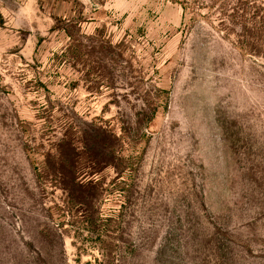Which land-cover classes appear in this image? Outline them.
<instances>
[{"label": "rangeland", "instance_id": "1", "mask_svg": "<svg viewBox=\"0 0 264 264\" xmlns=\"http://www.w3.org/2000/svg\"><path fill=\"white\" fill-rule=\"evenodd\" d=\"M0 264H264V0H0Z\"/></svg>", "mask_w": 264, "mask_h": 264}, {"label": "trees", "instance_id": "2", "mask_svg": "<svg viewBox=\"0 0 264 264\" xmlns=\"http://www.w3.org/2000/svg\"><path fill=\"white\" fill-rule=\"evenodd\" d=\"M66 178V177H65ZM76 176H75V173H73L70 178H68V187H69V190H71V194L72 193H77L78 195H82L81 197L82 198H85V197H91L92 195L94 196L95 195V188L93 187V183L92 182H88V183H83V182H77L76 180ZM86 188H89V189H86ZM92 189L93 192L90 194H87L89 193V190Z\"/></svg>", "mask_w": 264, "mask_h": 264}]
</instances>
